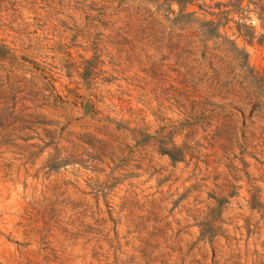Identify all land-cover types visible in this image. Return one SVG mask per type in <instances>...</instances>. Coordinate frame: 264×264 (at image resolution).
Listing matches in <instances>:
<instances>
[{"label": "rangeland", "instance_id": "obj_1", "mask_svg": "<svg viewBox=\"0 0 264 264\" xmlns=\"http://www.w3.org/2000/svg\"><path fill=\"white\" fill-rule=\"evenodd\" d=\"M216 1L234 0H197ZM14 2L23 17L0 11V40L102 50L111 81L78 86L113 121L20 95L0 126V264H264V0L206 41L205 76L191 56L113 43L84 0ZM32 10L40 24H23ZM205 30L172 31L197 47ZM54 56L60 91L81 80Z\"/></svg>", "mask_w": 264, "mask_h": 264}, {"label": "trees", "instance_id": "obj_2", "mask_svg": "<svg viewBox=\"0 0 264 264\" xmlns=\"http://www.w3.org/2000/svg\"><path fill=\"white\" fill-rule=\"evenodd\" d=\"M84 2L86 8L95 11L94 20L108 27L113 43L144 41L157 52L165 50L167 56L173 55L178 60L181 59L182 63L191 56L192 60L197 62V66H189L187 70L196 69V72L203 76L208 73L205 64L201 62L208 56L206 41L219 36L217 33L220 26H225L229 22L244 24L240 20L248 7V4H243L244 0L226 3L216 1L210 4L197 0H84ZM15 4L14 0L12 2L0 0V11L10 13V19L3 24L16 23L17 19L23 17L22 11ZM227 6L235 8L229 9ZM31 13L34 14L31 18L33 23L24 22V19L22 23L40 24L43 17L39 12L32 10ZM234 13L238 15L236 19L231 16ZM179 24H199L200 28H206L204 33L195 35L198 37L197 42L201 43L198 44L201 48L195 46L196 40L193 37L184 38L172 31ZM211 32L215 33L214 37L211 36ZM44 40H48L47 37H40L28 43H7L0 40V126L5 127L14 119L16 103L22 98L20 97L22 93L31 94L33 97L39 96L45 101L51 100L53 104L72 105L90 117L112 122V118L103 114L95 100V94L89 93L91 97H86L80 93L78 86L85 84L91 88L99 78L111 81L102 77L105 73L100 68L103 63L100 53L102 50L85 47L79 52L75 49L78 45L71 41L50 44L49 40L43 43ZM87 51H90L89 56ZM54 55H57L58 59L59 55L64 56L59 61L68 79L78 77L81 80H69L70 84L63 85L60 91L56 85L58 78L54 76L52 69L56 66L47 61L49 58L54 59ZM207 64L212 72H217L211 61ZM215 80L216 77L209 81L208 86ZM217 107L226 109L220 105ZM125 128L133 135L139 136L143 133L137 126ZM170 143L172 148H164L163 153L169 154L171 150L180 151V147L173 141ZM255 207L264 208L261 203H256Z\"/></svg>", "mask_w": 264, "mask_h": 264}]
</instances>
